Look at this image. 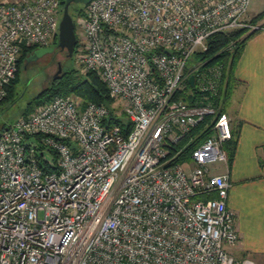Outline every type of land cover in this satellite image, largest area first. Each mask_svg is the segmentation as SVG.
Segmentation results:
<instances>
[{"label":"built area","instance_id":"obj_1","mask_svg":"<svg viewBox=\"0 0 264 264\" xmlns=\"http://www.w3.org/2000/svg\"><path fill=\"white\" fill-rule=\"evenodd\" d=\"M60 1L0 0V101L22 47L58 33ZM251 1L85 4L75 60L130 127L71 94L0 130V264H254L227 249L239 240L230 182L211 171L228 163L232 138L216 102L223 66L188 64L213 33L264 30L245 19Z\"/></svg>","mask_w":264,"mask_h":264},{"label":"crops","instance_id":"obj_2","mask_svg":"<svg viewBox=\"0 0 264 264\" xmlns=\"http://www.w3.org/2000/svg\"><path fill=\"white\" fill-rule=\"evenodd\" d=\"M263 10L264 0H252L245 19ZM257 24L264 27V19ZM231 75L224 111L236 147L231 161L214 163L211 171L227 172L230 182L226 205L239 240L227 249L237 260L249 257L264 264V30L247 39Z\"/></svg>","mask_w":264,"mask_h":264},{"label":"trees","instance_id":"obj_3","mask_svg":"<svg viewBox=\"0 0 264 264\" xmlns=\"http://www.w3.org/2000/svg\"><path fill=\"white\" fill-rule=\"evenodd\" d=\"M64 0L60 1V16L62 12ZM76 5V7H73ZM77 5L79 7H77ZM85 4H71L69 6L70 15L74 21V29L76 31L75 17L83 14ZM73 10V12H72ZM264 19V10L252 17L249 22L257 24L258 21ZM258 29L249 30L247 27L236 28L228 31H220L211 34L206 40V47L204 50L196 51L194 57L199 59H205L209 63H221L223 66L222 84L219 88V96L216 98V102L221 103V110L224 111V106L228 100L231 90V78L233 67L240 56L245 42L250 38ZM78 36L76 34V43L74 46L73 55L77 51ZM57 43V34L54 36L50 45ZM35 46H23L17 61V71L10 81V84L6 88V94L0 101V112L5 110L16 100V86L19 81V71L21 67L25 66L26 57L35 49ZM67 58V57H66ZM67 58V59H69ZM76 95L80 98L81 103L94 102L96 104L104 105L108 109V115L104 118L103 122L108 124H118L124 132L129 130V123L125 119L123 114H117L116 107L113 106L114 100L109 96L108 88L105 82L99 77L95 71H87L86 73H80L77 68L67 67L59 73L53 74L49 84L39 90L33 97H31L25 104L22 114H26L32 111L37 105L50 100L56 95ZM188 103H191L190 96L185 97ZM6 125L1 124L0 130ZM195 144L190 146L193 147ZM228 149V162L231 161L236 141L231 138L225 143ZM189 147L186 149V155ZM45 165V169L47 168ZM210 194L209 196H213ZM198 197L206 198L205 195H199Z\"/></svg>","mask_w":264,"mask_h":264},{"label":"rangeland","instance_id":"obj_4","mask_svg":"<svg viewBox=\"0 0 264 264\" xmlns=\"http://www.w3.org/2000/svg\"><path fill=\"white\" fill-rule=\"evenodd\" d=\"M73 7H76V5H74ZM77 7L79 6L77 5ZM78 17L79 16L75 17L76 27H77ZM247 18L248 21H250L249 19L251 18L250 17ZM79 30H80L79 27H77L75 31L78 37H79ZM56 44L49 45V47L54 48V51L52 53L37 58L35 60H31L27 62L23 68L21 67V70L19 71V81L16 86L17 98L5 110L0 112V125L1 124L9 125L13 123L18 116L21 115V112L23 111L26 102L31 97H33L39 90H41L42 88H44L49 84L53 74L57 72L58 64H60L61 70L67 67H73V68H77L80 71L79 65L74 57L75 54L73 55L72 58L67 59L65 56V52L59 50ZM197 61H198L197 58L193 56L188 61V64L193 65ZM80 73L82 72L80 71ZM113 106L116 107L117 112H119V108L117 104L114 103ZM48 156L50 157L49 154Z\"/></svg>","mask_w":264,"mask_h":264},{"label":"water","instance_id":"obj_5","mask_svg":"<svg viewBox=\"0 0 264 264\" xmlns=\"http://www.w3.org/2000/svg\"><path fill=\"white\" fill-rule=\"evenodd\" d=\"M90 0H64L62 6V13L58 23V33H57V44L56 46L59 50L65 52L67 58L71 57L73 54L74 46L76 43V33L74 29V22L69 13V6L71 4H86ZM54 50L53 47H36L32 52L26 57V62L35 60L44 54L51 53ZM61 72V66L58 64V69L56 73ZM189 84L194 85V77L191 75L189 77Z\"/></svg>","mask_w":264,"mask_h":264},{"label":"flooded vegetation","instance_id":"obj_6","mask_svg":"<svg viewBox=\"0 0 264 264\" xmlns=\"http://www.w3.org/2000/svg\"><path fill=\"white\" fill-rule=\"evenodd\" d=\"M53 51H54V50H53ZM53 51H52V52H53ZM52 52H51V53H52ZM47 54H50V53H47ZM47 54H44V55H42V56H45V55H47ZM42 56H41V57H42ZM39 58H40V57H39Z\"/></svg>","mask_w":264,"mask_h":264}]
</instances>
